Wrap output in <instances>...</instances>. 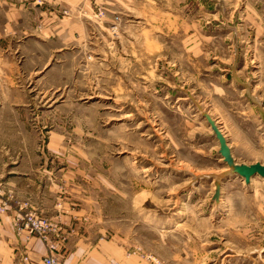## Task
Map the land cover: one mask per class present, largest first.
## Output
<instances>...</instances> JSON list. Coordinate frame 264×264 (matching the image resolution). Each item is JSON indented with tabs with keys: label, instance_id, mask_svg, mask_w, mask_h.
<instances>
[{
	"label": "rangeland",
	"instance_id": "rangeland-1",
	"mask_svg": "<svg viewBox=\"0 0 264 264\" xmlns=\"http://www.w3.org/2000/svg\"><path fill=\"white\" fill-rule=\"evenodd\" d=\"M81 5L28 36L3 37L0 16L2 195L20 160L70 165L76 225L122 259L264 264V177L232 173L202 115L264 165V0Z\"/></svg>",
	"mask_w": 264,
	"mask_h": 264
},
{
	"label": "crops",
	"instance_id": "crops-1",
	"mask_svg": "<svg viewBox=\"0 0 264 264\" xmlns=\"http://www.w3.org/2000/svg\"><path fill=\"white\" fill-rule=\"evenodd\" d=\"M39 1L41 3L34 0H0L3 37L6 35L5 37L13 38L21 33L28 36L33 33L32 26L37 22L54 20L56 14L53 13L58 9L71 11L73 7L82 6V2L85 4L87 0ZM63 17L61 20L64 22L68 16ZM64 25H68L70 30V22ZM66 32L70 36V31L63 33ZM23 165L27 171H11V179L8 181L6 178L3 182V191L7 195H2L0 191V198L6 204V211L0 214V264H43L42 258L46 254L43 242L38 237L29 235L26 230L20 229L17 220L21 213L31 209L43 216L54 215L61 225L65 241L59 246L60 264H140L134 259L121 258L122 249L117 237L98 240L93 234L83 233L76 225L75 220L82 219V215L72 207L74 203L71 198L76 197L72 196V192H77L78 189H73L70 175L67 179L65 170H71L70 165L59 164L54 170L63 172L43 177L38 162L30 164L20 160L15 169H22ZM52 166H43L42 169H53ZM19 199L29 200L32 203H28L30 208L27 204L26 209L22 210L24 203L19 204L22 202ZM97 232L100 235L107 230L99 228Z\"/></svg>",
	"mask_w": 264,
	"mask_h": 264
},
{
	"label": "built area",
	"instance_id": "built-area-1",
	"mask_svg": "<svg viewBox=\"0 0 264 264\" xmlns=\"http://www.w3.org/2000/svg\"><path fill=\"white\" fill-rule=\"evenodd\" d=\"M5 211L6 204L0 198V214ZM17 220L20 229L26 230L29 235H34L43 242L46 254L42 258V263L60 264L58 251L61 243L65 241V235L59 222L32 210L21 213Z\"/></svg>",
	"mask_w": 264,
	"mask_h": 264
},
{
	"label": "water",
	"instance_id": "water-1",
	"mask_svg": "<svg viewBox=\"0 0 264 264\" xmlns=\"http://www.w3.org/2000/svg\"><path fill=\"white\" fill-rule=\"evenodd\" d=\"M203 117L206 119L208 125L210 126L215 138L219 144V154L223 158L224 163L230 168L231 172L237 174L244 179L245 183H249L250 179L255 175L264 177V165L256 162L252 164L238 163L235 161L231 154V150L228 146L227 139L215 120L208 114L203 113ZM220 193V183L215 182V191L213 198L217 199Z\"/></svg>",
	"mask_w": 264,
	"mask_h": 264
},
{
	"label": "bare ground",
	"instance_id": "bare-ground-1",
	"mask_svg": "<svg viewBox=\"0 0 264 264\" xmlns=\"http://www.w3.org/2000/svg\"><path fill=\"white\" fill-rule=\"evenodd\" d=\"M114 30H116V28H114ZM113 31V30H112ZM223 159V158H222ZM251 180V179H250Z\"/></svg>",
	"mask_w": 264,
	"mask_h": 264
}]
</instances>
